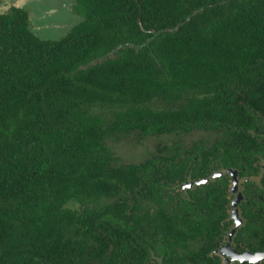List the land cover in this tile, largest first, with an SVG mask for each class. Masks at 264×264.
Segmentation results:
<instances>
[{
  "label": "trees",
  "instance_id": "1",
  "mask_svg": "<svg viewBox=\"0 0 264 264\" xmlns=\"http://www.w3.org/2000/svg\"><path fill=\"white\" fill-rule=\"evenodd\" d=\"M73 2L59 40L40 39L22 9L0 14V264H147L148 241L172 231L184 249L216 221L213 184L181 191L186 167L200 177L229 143L263 152L264 0ZM193 129L224 138L138 165L110 149ZM139 187L168 198L152 218L131 201ZM251 222L264 225V201ZM196 256L172 249L161 263Z\"/></svg>",
  "mask_w": 264,
  "mask_h": 264
},
{
  "label": "flooded vegetation",
  "instance_id": "2",
  "mask_svg": "<svg viewBox=\"0 0 264 264\" xmlns=\"http://www.w3.org/2000/svg\"><path fill=\"white\" fill-rule=\"evenodd\" d=\"M73 1L74 0H64V4L67 2V12L72 15V17L78 18L73 10ZM12 8L22 9L27 12L31 27L34 30L36 29V22H34V18L31 19L30 13L25 6L6 5L3 0H0V14L10 11ZM54 13L55 11L52 12L51 18L48 19L54 18ZM162 105L161 108H167L164 104ZM156 110L160 109L158 108ZM261 120V124L264 126V116ZM228 129L229 128H223L224 131ZM195 131L211 134L214 138L211 141L193 143L189 147L184 146L182 141H172L170 144L166 145L160 144L155 147L153 154H156L157 149H161L163 146L173 145H179L185 151L191 149V147L195 145H198L204 150L212 146L216 140L224 138V133L219 129H193L188 133L185 131H176L162 135L150 134L146 136L139 134V132H135V135L138 140L143 141L148 138L157 140L164 136L172 135L186 136ZM261 132L264 133V129ZM141 138L143 139L141 140ZM241 147L240 144L229 143L228 149H221V153L219 152L217 154L216 159L208 164L205 172H202V175L198 178L190 176L191 171H195L196 167L193 169L190 167L185 168L184 181L181 184L182 192L186 189H194L195 187L213 184L214 193L212 194L214 197L211 199L213 200L211 208H213V212L215 213L216 221L213 222L212 225H208L205 220H203L202 233L199 234L196 241H189L188 246L184 247V249L182 248V244L177 245V247L174 245L175 238H171L170 236L172 235L170 233L172 231L166 232L165 239H163V235H160L159 237L157 236L158 238L148 241L147 245L149 249H146V251L149 252V264H162V260L166 259L163 258L165 253L170 254L172 249L180 254L188 250L194 251L197 255L194 264H264V225L251 222V217L256 214L258 207L260 208L261 203L264 201V146L263 152H254L252 154L247 150L243 153ZM225 151L228 152L225 153ZM223 153L225 154L224 157L226 155L228 156L227 160L222 157ZM150 156L151 155L138 163L129 164L138 165L146 161ZM138 189L139 190L135 191V194H132L135 199L132 198L133 200L131 201H134L138 207L143 209L140 216L148 212L152 218L158 211L159 205H165L166 199L168 198L156 196L155 201H150L147 199L149 196L146 198L141 194L140 190L142 188L139 187ZM219 189L222 190V193H220ZM181 196H183V194H181ZM202 196H204L203 193H201V197ZM220 211L226 215L221 222L219 220ZM140 216L136 218L137 221L140 220ZM183 216L188 217V213H184ZM141 225L145 227L146 222L142 221ZM204 228L215 229L212 239L208 238L209 235L206 236L204 234ZM153 229L154 228H152L151 231ZM168 243H172V248L167 245ZM161 246H163V249H161ZM153 247H155V249ZM90 263L101 264L96 260H90ZM174 264L176 263L174 262ZM185 264L189 263L186 262Z\"/></svg>",
  "mask_w": 264,
  "mask_h": 264
},
{
  "label": "rangeland",
  "instance_id": "3",
  "mask_svg": "<svg viewBox=\"0 0 264 264\" xmlns=\"http://www.w3.org/2000/svg\"><path fill=\"white\" fill-rule=\"evenodd\" d=\"M4 3L16 5L19 7L25 6L30 13L31 19L36 22V35L42 40H59L66 35L71 26H73L77 17H72L68 11V4H64V0H3ZM23 2V3H22ZM54 18H51L52 12ZM57 11V12H56ZM161 102H155L153 108H161ZM135 134L130 133L122 139L121 142L110 144V149L116 158L119 165L138 163L144 158L154 153L155 147L160 144H170L172 141H177L189 147L193 143L199 141H211L214 136L201 131H195L189 135H172L164 136L159 139H145L140 141ZM154 138V137H153ZM143 138H141L142 140Z\"/></svg>",
  "mask_w": 264,
  "mask_h": 264
},
{
  "label": "water",
  "instance_id": "4",
  "mask_svg": "<svg viewBox=\"0 0 264 264\" xmlns=\"http://www.w3.org/2000/svg\"><path fill=\"white\" fill-rule=\"evenodd\" d=\"M138 23L140 24V21L138 20Z\"/></svg>",
  "mask_w": 264,
  "mask_h": 264
}]
</instances>
